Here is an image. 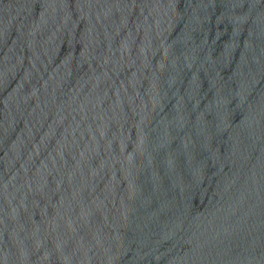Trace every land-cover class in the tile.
I'll use <instances>...</instances> for the list:
<instances>
[{"label": "water", "instance_id": "obj_1", "mask_svg": "<svg viewBox=\"0 0 264 264\" xmlns=\"http://www.w3.org/2000/svg\"><path fill=\"white\" fill-rule=\"evenodd\" d=\"M0 264H264V0H0Z\"/></svg>", "mask_w": 264, "mask_h": 264}]
</instances>
